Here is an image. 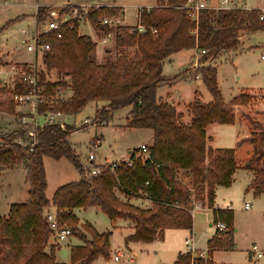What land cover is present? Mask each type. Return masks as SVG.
I'll return each mask as SVG.
<instances>
[{
    "label": "trees",
    "instance_id": "trees-1",
    "mask_svg": "<svg viewBox=\"0 0 264 264\" xmlns=\"http://www.w3.org/2000/svg\"><path fill=\"white\" fill-rule=\"evenodd\" d=\"M185 2L156 0V7L140 11L138 23L155 29L156 36L149 31L138 34L129 26L110 30L98 25L101 14L114 15L120 8L102 7L92 11L87 20L96 37L114 33L115 56L111 57V51L106 50V58L101 63L97 62L96 43L90 36L79 34L77 23L64 26L60 37L40 36V43L49 47L42 56L46 71H54L68 80L49 82L43 72L37 74L39 94L47 103L39 106V114L55 112L76 116L89 103H96L102 107L94 120L106 121L111 112L128 107L125 127L151 130L152 145L143 161L132 153L128 162H120L114 173L105 170L98 176L85 178L68 141L76 130L74 126H45L36 132L37 143L30 147L16 144L19 138L27 140L21 129L1 136L0 167H22L29 190L26 203L12 205L8 216L0 218V264H59L55 258L58 244L49 245L51 231L44 220L50 206L55 210L58 227L71 230L72 235L81 239L74 211L98 208L111 220L125 217L132 223L133 233L126 238L127 243L150 244L163 240L165 230L192 229L190 210L194 198L213 211L214 225L218 222L226 225L225 232L216 233L208 241L210 254L233 249L232 216L229 210L214 208L216 189L229 187L237 170L244 168L253 174L250 188L254 195L264 194V127L256 121L250 123L248 142L252 156L246 166H238L235 150L206 148L205 129L211 124H234L235 108L247 107L252 100L245 93L225 103L217 86L216 69L207 63L221 55L236 53L242 35L264 32V20L259 19V10H205L195 24L179 9ZM71 8L79 7L67 5L62 13ZM49 14L47 7H37V25H42ZM183 50L206 52L199 59L201 67L197 73L211 96L209 103L196 98L185 107L191 117L189 123H184L183 114L173 104L156 97L158 87L177 78L163 77V63ZM5 90L0 83V95ZM30 90L29 85H17L15 89L19 93ZM67 90L72 96L64 99L62 95ZM17 107L13 102L0 101V114L14 117L17 123L23 116ZM45 157L68 160L79 174L78 181L57 188L51 201L45 196ZM179 172L188 175L187 182L178 177ZM119 191L128 198L144 196L151 205L140 209L124 203L116 196ZM82 229L91 233L92 240L71 249L70 264H91L99 256L107 259L108 236L98 235L88 226ZM173 264H189V256L180 254Z\"/></svg>",
    "mask_w": 264,
    "mask_h": 264
},
{
    "label": "rangeland",
    "instance_id": "rangeland-1",
    "mask_svg": "<svg viewBox=\"0 0 264 264\" xmlns=\"http://www.w3.org/2000/svg\"><path fill=\"white\" fill-rule=\"evenodd\" d=\"M216 1L219 2V0H211L210 4V0H208L209 5H215ZM232 1L240 2V0ZM245 3L248 8L259 10L261 14H264V0H246ZM92 4L123 6L125 9L124 24L127 25L136 23L135 17L139 9L157 6L156 0H0V68L7 65L4 63L10 64L12 68L15 65H27L34 68L37 74L43 72L46 81H67L68 79L59 77L54 71H46L42 63L43 54L36 55L28 52L27 44H23V41L35 33L36 26L40 27V25H36L35 21L38 6H51L47 7L50 14L43 23L45 24L53 16V12L67 5L88 6ZM90 28L92 29L91 26ZM90 28L87 24L82 25L79 34L91 37V32L94 30L91 31ZM112 34L114 35V33ZM242 36L240 49L236 53L221 55L207 63L216 69L217 86L225 103H229L241 94L248 93L252 96V100L247 107H244L245 109L236 110L234 124H214L208 129L207 133L212 138L213 145L219 149L235 150L240 140L247 138L252 131L251 122L256 121L264 126V60L261 59V56H264V32H255L245 38ZM98 39L96 35L92 38L96 43L97 62L101 63L106 58V50L111 51V57L115 56L114 38L105 44H100ZM196 56H199L198 52L195 53L193 50L180 51L173 56L170 62L163 63V77L166 79L177 78L173 80L174 84L170 87L167 86L168 84L161 86L158 90L159 96L169 95L182 107L189 105L196 98L202 103L210 102V94L202 81L195 79V71L191 68ZM10 67L0 72V82L4 81L7 85L12 78ZM6 90L4 94L0 95V101L13 102L12 94ZM71 96V91L67 90L62 98L69 99ZM96 110H100V104L89 103L76 116L63 115L60 119L63 124L74 126L76 129L69 136L68 141L80 164L85 166L89 164L87 162L89 151L94 153L96 164L105 160L116 163L126 162L132 153L143 161L146 156L140 154V146L150 147L152 145V131L126 128V119L130 111L128 107L111 112L103 126L85 128L83 122L86 119L95 121ZM17 112L26 113L28 110L17 107ZM39 121L42 123L43 119L41 118ZM20 127L19 121L17 120L16 123L14 117L0 114V137L17 129H25V127ZM95 139L99 140L100 144L93 149L89 144ZM243 143H241V150L237 155L238 166L241 167L246 166L243 161L250 156L252 150L249 142ZM43 167L46 177L45 196L48 200L52 199L54 192L60 186L79 180L77 171L64 158L58 161L47 157L43 158ZM250 184V172L239 168L235 180L229 187L216 189L214 208L217 209L219 206L221 210L228 209L230 211L232 227L235 232L233 234V249L212 252L214 264H264V194L254 195ZM28 190L29 184L22 167H0V218L8 216L12 205L26 203ZM116 196L120 201L140 209L149 208L151 205L140 196L131 199H121L119 193ZM245 204L249 206V209H245ZM203 207H205L204 210L195 213L198 224L192 235L186 229L171 230L163 240L150 244L126 242V238L131 232V225L125 217L111 220L100 210L88 208L75 213L78 220L77 231L83 236V239L80 238L81 236L72 235L63 243L56 245L57 243L55 244L51 237L49 245L58 246L55 251L57 263L70 264L71 249L92 240L91 233L82 229V226H88L98 235H107L109 241L108 258L99 256L91 264H123L122 262L127 261L129 257L133 259L131 264H173L178 250L185 254L184 240L187 238H192L197 250H207L208 238L215 232L214 227H208L209 224L214 225V213L206 205ZM50 209L53 210L51 206L47 210ZM253 247H256L262 254L260 259H257L251 252ZM116 252L123 254L121 262L114 261ZM200 264H205V262H200Z\"/></svg>",
    "mask_w": 264,
    "mask_h": 264
},
{
    "label": "built area",
    "instance_id": "built-area-1",
    "mask_svg": "<svg viewBox=\"0 0 264 264\" xmlns=\"http://www.w3.org/2000/svg\"><path fill=\"white\" fill-rule=\"evenodd\" d=\"M246 0H240V2H235L232 0H219L218 5L216 7H212L209 5L208 0H186L185 4L179 9H182L186 12L187 18L194 22L195 24L199 21V16L202 11L205 10H243L250 11L247 8ZM79 8H71L67 13H62V9L56 10L53 12V16L45 23L40 25L37 28L35 33H33L28 39H24L23 44H27L26 50L31 53L44 54L49 51V47L47 45H42L40 43L41 35L55 34L57 37H60L61 29L69 25L72 27V24L77 23L79 28L87 24L90 27V24L87 20V15H89L92 11H98L102 7H111V6H103L99 4H92L88 6H78ZM119 13L114 15H100L97 18V23L101 27H106L110 30H115L121 26H129L132 27L131 31H134L138 34L145 33L147 31L150 32L152 36L157 35V31L152 28H146L145 26L138 23L140 11L143 9H139L136 14V23L134 25L124 24V16L125 9L120 8ZM149 10V9H147ZM260 20H264V14L259 15ZM134 28V29H133ZM38 30V32H37ZM98 38V37H97ZM113 38L112 32L104 35L99 38L97 41L100 44H105L110 39ZM205 51H199L198 55L192 62V70L195 71V79H200V75L197 73V70L201 67L199 64V59L201 56L205 55ZM261 59L264 60V56H261ZM12 78L9 80V84L7 85L4 81L0 82L2 86H4L7 90L13 91L11 98L13 103H15L20 108H26L28 112L23 113V116L19 119V125L21 127H25L24 133L27 140H23L21 138L17 139L16 144L21 147H30L37 143L36 140V132L38 130L43 129L45 126L56 125L58 124L61 128L64 127V124L60 122L61 117L63 116L61 113L55 112H47L45 114H39L38 109L39 106L46 105L45 99L39 94L40 89L37 88V73L36 70L30 66L25 68H10ZM17 85H29L31 86L30 92L27 93H19L15 91ZM43 119L42 123H40L39 119ZM83 126L89 127H97L98 125L103 126L105 121L97 120V121H89L85 120L83 122ZM20 127V128H21ZM100 144L99 140L95 139L91 141L89 144L91 148L95 149ZM140 154L147 157L148 155V147L146 145L140 146ZM96 157L92 151H89L87 155V162L89 163L87 166L81 165L83 169V177H95L100 175L103 171L108 170L109 173H114L115 168L119 165L116 162H109L105 160L102 163H95ZM128 162V161H127ZM147 185V183H146ZM142 195V194H140ZM144 199V196H143ZM149 201V200H148ZM150 202V201H149ZM203 205L200 202H196L194 198H192V208L190 210L191 216H193L194 212L197 210H201ZM245 209H249V206L245 204ZM44 220L51 231V237L54 239L55 243H63L68 239V237L72 236L71 230L69 229H60L58 227V222L55 215V210H47L44 214ZM226 231V226L223 223H217L215 225V232L217 234L223 233ZM186 247L185 254L189 256V264H200V262H208L212 261V256L210 252L207 250H197L195 245L192 243L190 239L185 240L184 242ZM251 252L256 255L257 258L261 257V254L258 252L256 247L251 249ZM123 258V254L117 252L114 256L115 262H121ZM133 259L131 257L128 258L127 261L122 262L123 264H131Z\"/></svg>",
    "mask_w": 264,
    "mask_h": 264
},
{
    "label": "crops",
    "instance_id": "crops-1",
    "mask_svg": "<svg viewBox=\"0 0 264 264\" xmlns=\"http://www.w3.org/2000/svg\"><path fill=\"white\" fill-rule=\"evenodd\" d=\"M210 4H211V0H210ZM218 5V2L216 1L215 2V5H211L212 7H216ZM247 5V4H246ZM70 6H72V5H70ZM107 6H111V7H115V8H122V9H124V7L123 6H120V5H115V4H113V5H107ZM38 7H40V6H38ZM41 7H51V6H46V5H41ZM156 7V6H155ZM152 8H154V7H152ZM247 8H248V6H247ZM146 9H151V8H146ZM248 9H250V8H248ZM250 10H253V9H250ZM37 25V24H36ZM36 28V27H35ZM90 28V27H89ZM91 29V28H90ZM36 30V29H35ZM79 31H81V29L79 28ZM91 31H92V29H91ZM95 32L94 31H92L91 32V37L92 38H94V36H95V34H94ZM33 34V33H32ZM31 34V35H32ZM245 37H247V36H244V38ZM183 51H185V50H183ZM195 53L197 52L196 50H193ZM179 53V52H178ZM177 54V53H176ZM176 54H173V55H171L166 61H168V62H170L171 61V59L173 58V56L174 55H176ZM1 59V58H0ZM4 63V62H3ZM4 64H7V65H4V67H2V68H0V72L2 71V70H4V69H6L7 67H10L11 65L10 64H8V63H4ZM11 68V67H10ZM9 68V69H10ZM183 75H185V74H183ZM200 80V79H199ZM174 84V82H172V83H169L167 86H171V85H173ZM164 86V85H163ZM161 87V86H160ZM160 87H158L157 88V90H156V97H157V99H161V100H163V101H165V102H168V103H171V104H173L174 106H175V108H176V110H177V112H179V113H182L183 114V116H184V123H189L190 122V120H191V117L187 114V112H186V106L187 105H184V107H182V106H180L179 105V103H177L176 101H174L169 95H167V96H159V94H158V90H159V88ZM211 101V100H210ZM102 107V105H100V108ZM239 109H245L244 107H238V108H235V110H234V123H235V115H236V110H239ZM97 111V110H96ZM211 125H214V124H211ZM211 125H209L206 129H205V137H206V148H211V149H219V148H217L216 146H214L213 145V141H212V138L208 135V133H207V131H208V129L210 128V126ZM264 127V126H263ZM250 134H251V132L249 133V136H250ZM249 136L247 137V138H245V139H242V140H240V143L238 144V147L235 149V156H236V160H237V155H238V151H240L241 150V143L242 142H244L243 144H247L248 143V141H246L248 138H249ZM245 140V141H244ZM142 146V145H141ZM148 147V146H147ZM251 156H252V150H251V152H250V156L247 158V159H245V161H243V163L244 164H246V162H248L249 160H250V158H251ZM46 158V157H45ZM237 164H238V162H237ZM241 167V166H240ZM249 172V171H248ZM250 174H251V181L253 180V174L250 172ZM235 175H236V173H235ZM178 177L183 181V182H187L188 181V179H189V177H188V175L186 174V173H184V172H179V174H178ZM234 180H235V176H234ZM233 180V181H234ZM117 193H119V195H121L120 197H121V199L123 198H126V199H131V198H128V197H125L120 191L119 192H117ZM116 193V194H117ZM146 200V199H145ZM49 201H51V200H49ZM147 202H149V201H147ZM150 203V202H149ZM204 208L205 207H203L201 210H204ZM52 209H53V207H52ZM88 209V208H87ZM95 209H97V210H99L98 208H95ZM217 209H220L219 208V206H217ZM82 209H79V210H75L74 211V214L76 213V212H78V211H81ZM85 210V209H84ZM201 210H197V211H195L194 212V214H193V216H192V220H193V225H192V229L191 230H189L190 231V233H191V235H192V233H194V228H195V230H196V225L198 224V222H196V212H200ZM211 210V209H210ZM228 210V209H227ZM212 211V210H211ZM123 219V218H122ZM127 220V219H126ZM129 221V220H128ZM130 222V221H129ZM218 223H222V222H218ZM224 224V223H223ZM130 225H131V228H130V234L129 235H131L132 233H133V225H132V223L130 222ZM226 226V225H225ZM208 227L209 228H212V227H214V229H215V225H212V224H209L208 225ZM169 231H171V230H165L164 231V236H163V238H165V236H166V234L169 232ZM215 234H216V232H214V235H212V234H210V236H209V238H208V241L211 239V238H213L214 236H215ZM212 235V236H211ZM171 236V235H170ZM187 239H190L191 241H192V243L194 244V242H193V240H192V238H187ZM187 239H185V240H187ZM185 240H184V242H185ZM208 241H207V243H208ZM51 242H49V244H50ZM195 245V244H194ZM176 250V249H175ZM174 250V251H175ZM117 253V252H116ZM177 253V252H176ZM260 253V252H259ZM180 254H184V252L183 253H181V252H179V250H178V253H177V256H176V259H175V261L177 260V257H178V255H180ZM261 254V253H260ZM212 256V255H211ZM255 257H256V255H255ZM261 257H262V254H261ZM260 257V258H261ZM257 258V257H256ZM260 258H257V259H260ZM174 261V262H175ZM212 261H213V259H212ZM173 262V263H174Z\"/></svg>",
    "mask_w": 264,
    "mask_h": 264
},
{
    "label": "water",
    "instance_id": "water-1",
    "mask_svg": "<svg viewBox=\"0 0 264 264\" xmlns=\"http://www.w3.org/2000/svg\"><path fill=\"white\" fill-rule=\"evenodd\" d=\"M90 1H95V0H90Z\"/></svg>",
    "mask_w": 264,
    "mask_h": 264
}]
</instances>
